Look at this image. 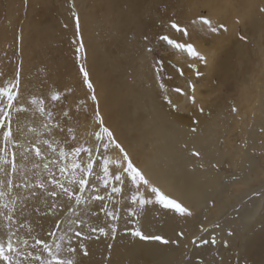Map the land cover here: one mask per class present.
Listing matches in <instances>:
<instances>
[{"label": "rangeland", "instance_id": "374dc122", "mask_svg": "<svg viewBox=\"0 0 264 264\" xmlns=\"http://www.w3.org/2000/svg\"><path fill=\"white\" fill-rule=\"evenodd\" d=\"M104 4V0H92L91 14L101 19ZM148 5L149 21L143 22L138 31L134 27L128 30L129 49L114 52L122 75L131 81L127 90L120 73L115 75L117 86L129 97L123 106L130 110L131 118L124 121L117 114L109 119L103 113L104 102L85 39V7L78 0H0V88L18 82V88L13 89L18 95L11 108L7 107V96H0V122L20 125L26 115L41 121L37 130L31 123L23 124L24 132L33 137L29 143L13 133L6 141L7 128L0 127L2 151L8 148L12 155L20 154L25 161L43 165L51 185L53 179L67 187L77 184L74 193L83 198L79 205L74 197L71 199L72 207L56 220L59 228L50 231L52 221L47 220L38 235L53 251L57 243L61 244L59 258L64 259L68 244L81 239L83 228L90 231L91 226L104 227L108 235L95 231L90 247L68 252L67 259L81 264H119L121 258L113 248L109 249V240L126 227L145 233L136 223L150 207L157 213L155 216L167 218L165 227L172 221L180 226L169 237L161 234L162 230L153 232L151 235L163 238L149 240L157 248L138 251L128 264H264V0H153ZM205 20L217 31L212 32ZM36 25L57 38L47 44L45 38L35 35ZM103 30L112 35L111 26L105 24ZM163 36L179 44H191L205 60L192 56L186 48H176ZM81 43L83 52L79 51ZM144 58L151 83L140 69ZM81 66L89 74L94 93L84 82ZM149 89L169 113L186 121L193 133L198 132L201 120H213L217 125L215 145L219 158L214 172L221 186L212 190L201 205L181 204L146 175L145 157L150 152L140 146L137 128L141 113L135 110L130 95ZM56 94L58 100L52 98ZM105 128L112 133L111 143ZM97 134L103 138L97 139ZM37 147L41 149L40 156L35 155ZM76 148L88 151L75 155ZM62 151L65 156L60 155ZM125 153L150 186L133 182L128 172L121 170V164L127 167ZM73 160L81 165L80 169H72ZM89 161L93 164L91 175L82 171ZM62 167L68 168L64 174ZM115 175H120L122 182ZM73 176L76 181L81 176L88 180L82 193L78 183L72 182ZM151 186L192 214L182 215L155 202ZM113 187L121 191L113 192ZM97 195L103 196V201L96 200ZM133 196L154 202L140 204ZM106 212H114L119 219ZM77 232L81 234L77 236ZM135 239L142 241L136 235ZM159 247L165 249L161 255L156 251ZM41 253V259L48 258L47 252ZM26 262L30 260H22V264Z\"/></svg>", "mask_w": 264, "mask_h": 264}, {"label": "bare ground", "instance_id": "6f19581e", "mask_svg": "<svg viewBox=\"0 0 264 264\" xmlns=\"http://www.w3.org/2000/svg\"><path fill=\"white\" fill-rule=\"evenodd\" d=\"M91 1L78 0L85 7L83 20L85 39L92 69L99 84L100 98L104 102L103 113L109 119L117 114L124 121H128L131 118V112L123 106V101L129 97L125 96L117 86L115 75L120 73L121 82L127 90L131 86V81L127 76L122 75L123 72L118 67L119 57L115 56L114 52L129 49L131 45L128 30L134 27L138 31L143 22L149 21L150 5L148 3L153 0H104L105 13L101 19L91 14L89 5ZM105 24L112 27V35L103 30ZM37 26L34 27L35 35L39 39L45 38L47 44L57 38L46 29ZM146 65L147 59L144 58L141 60L140 69L145 72L147 82L151 83L152 78L148 75ZM130 98L135 110L141 113L137 128L141 134L140 146H144V150L148 149L150 152L145 157L146 175L153 183H157L166 190L173 199L181 201V204L189 206L204 203L209 193L217 186H221L218 174L214 172V164L219 158V150L215 145L217 125L213 120H201L198 132L193 133L186 121L183 122L169 113L151 89L140 94L132 93ZM24 123L33 124L37 130L41 126V121L26 115L21 119L20 125H10L14 136H19L23 138L24 143H29L33 137L24 132L22 128ZM146 142L148 146H145ZM2 149L3 140L0 139V169H3L0 171V191L5 192V195L0 197V239H5L6 242L8 234L16 233L13 236V244L18 246L22 253L17 259L21 261L27 259L30 260V264H35L32 259L35 256L42 258L43 245L36 244L33 237L41 238L38 231L42 223L47 220L52 221L50 229L52 231L55 228L54 222L56 223V220L63 216L73 203L67 196L60 195L53 198L47 196L42 189L33 187L38 181L43 180L49 190L55 188L57 192L61 191L58 186L48 183L43 165L33 160L25 161L23 155L15 154L17 171L13 172L12 152L8 148H5L4 152ZM76 185L72 184V188H69L75 192ZM77 189L79 190L78 187ZM34 191L37 193L36 196L31 195ZM54 202L60 206L56 208ZM4 205H8V208ZM9 209H15L10 213L11 221L4 215ZM146 213L141 214L136 223L140 228H144L145 235L162 230L160 233L169 237L173 234L172 231L180 226L179 223L172 221L168 228L165 227L167 218L162 215L155 216L157 213L150 207L147 208ZM22 222L25 223V227H20ZM27 225L31 226L30 233ZM192 225H188V228ZM131 231L130 227H126L120 235L109 240L112 245L109 249L113 248L116 256L121 258L119 264H128V260L131 262L135 254L142 249L156 247L149 240L138 241L135 239L134 232ZM82 232L81 239L77 240L78 242L73 239L74 241L68 244L67 249L73 246L78 252H82L90 247L94 240V232L89 231L87 227L83 228ZM25 239L28 241L26 246L22 243ZM156 251L161 255L165 249L159 247ZM29 253L31 255H27ZM63 258L67 260L68 250L63 253ZM0 264L4 262L0 260Z\"/></svg>", "mask_w": 264, "mask_h": 264}, {"label": "snow or ice", "instance_id": "6c2138e0", "mask_svg": "<svg viewBox=\"0 0 264 264\" xmlns=\"http://www.w3.org/2000/svg\"><path fill=\"white\" fill-rule=\"evenodd\" d=\"M76 23H77V27H79V17L76 16ZM205 24L208 25V27L211 29L212 32H216L217 29L215 27L212 26L211 22L208 20L204 21ZM173 28H176L178 31L180 30L179 27L175 24L172 25ZM221 27H223V25H221ZM185 34L186 30H185ZM163 40H166L169 44H174L176 48H180V49H187V52L190 53L192 56H196L199 57L200 60H205V57L200 55L195 48L191 45V44H179L176 43L174 40L169 39L168 36H163L162 37ZM79 51L83 52V44L81 43V47L79 49ZM206 62V61H205ZM80 71L83 73L84 76V82L87 84V87L93 91L94 93V88H93V84L89 79V74L88 72L85 70V68L83 66H81ZM197 75H201V73L197 72ZM14 88H18V82H16L15 84L10 85V87L8 88H0V96H7V107L11 108L12 102L15 100L16 95H18L17 93H13V89ZM194 90V88H193ZM180 89H177V92H179ZM54 100H58L59 99V95H53L52 97ZM92 98L95 100L96 97L93 94ZM193 102H195V98L193 97ZM33 103H36V101H33ZM169 103H171V101H169ZM41 111H43V108H41ZM202 111V109H201ZM6 118L10 120V117H8L6 115ZM101 123H103V120L101 119ZM0 127H6L7 131L5 133V140L7 141L10 137H12V129L10 126V123L8 125H4L2 122H0ZM104 133L107 134L108 136V141L109 143L112 142L113 140V136L112 133L105 128L104 129ZM102 135L97 134V139H102ZM117 148H120L121 151H123V149L121 148V146L119 144H116ZM104 148L107 149L108 148V144H104ZM81 151H88L86 149H82V148H76L74 154L78 155ZM35 155L36 156H40L41 155V149L39 147L36 148L35 150ZM61 156H65L66 153L65 152H61L60 153ZM196 155H199V153H196ZM124 160H128L127 158V153H125L124 155ZM107 163L108 161H105V167H104V175L105 177H107L108 175V168H107ZM45 167L47 168V165H45ZM72 169H80L81 165L76 162L75 160H73L72 165H71ZM121 170L122 171H127L128 174L131 176V179L133 182H139L142 181L143 184L145 186H150V182L148 180H146L144 178V176L142 175V173L140 171H138L132 164V162L130 160H128L127 162V167L126 169H124L123 164H121ZM92 168H93V164L91 161H89V163L86 166V169H82V171H86L87 174L91 175L92 174ZM0 171H3V169H0ZM12 171L15 172L17 171L16 168V164H15V153H13V160H12ZM61 174H64L65 172L68 171L67 167H62L60 169ZM51 174V173H50ZM115 179L117 181H121V176L120 175H115ZM54 185L58 186L59 189L61 190L60 192H57L55 190V188L49 190L47 188V185L45 184V182L43 180L38 181L35 185H33V187L35 188H39L42 189L47 196L50 197H58L60 195H64L69 197V200H71L74 197L75 200V204L79 205L83 202V198L82 196H77L75 195V193L73 192V190L67 186H65V184L60 183L59 181L53 179L51 181ZM74 183H78L79 185V191L82 193L85 189V187L88 185V180L84 178V176H81L80 179L78 181L75 180V177L73 176V181ZM122 182V181H121ZM105 185H107L108 181L107 179H105L104 181ZM25 187H27V185H25ZM138 190V189H137ZM113 192H120L121 189L118 187H113L112 189ZM152 196L155 197V202L160 203L161 205H163L164 208L166 209H172L175 210L177 212H179L182 215H191L192 213L185 207H183L180 203H177L175 200L169 199L167 196H165L163 193H161V191L154 186H151V193ZM5 195V192L0 191V197H3ZM32 196H36L37 193L34 191L31 193ZM96 200L99 201H103V196H99L97 195L95 197ZM133 200L134 201H138L140 204H148V203H153L154 201L149 200V199H144L143 197H138V196H133ZM54 206H60L59 204L54 202ZM5 208H8V205H4ZM15 209H9V211L7 213H4L6 219H8L9 221L12 220V215L10 214L11 212H14ZM36 211H39V209H36ZM73 211H75V209H73ZM135 214V213H134ZM106 215L111 216L113 219H119V217L114 213V212H106ZM72 223H75V221H72ZM81 223L83 224V221H81ZM25 223H21L20 227H25ZM29 233L32 231L31 226L27 225ZM54 227L59 228V223H54ZM92 232L95 231H99L101 233H104L105 235H108L109 233L105 232L104 227H91L90 229ZM81 233L77 232L76 235L79 236ZM16 235V233H10L7 236V240L6 242L3 240H0V260H2L4 262V264H22V261L17 259V257H19L20 255H22V253L20 252V249L18 246H14L13 244V236ZM49 235H54V233L49 232ZM134 235L140 237L142 240H162L163 238L160 236H156V235H145L143 232H141L139 229L135 230ZM33 239L35 240L36 244H42L43 248H42V252H47L48 253V258L46 259H41L40 256H35L34 259L38 262V264H81L80 261H74L72 259H60L59 258V254L61 252V244L57 243L55 245V251H53L52 246L50 244H48L44 239L42 238H36L33 237ZM60 239L62 240L63 237H60ZM165 243H167V241H164ZM212 243H215V240L213 239L211 241ZM22 243L26 246L28 244V241L25 239L22 241ZM204 243H207V241H204ZM68 252L69 253H75L76 252V248H72L69 247L68 248ZM27 255H31L30 253ZM84 255H87V251H85ZM30 264V262H29Z\"/></svg>", "mask_w": 264, "mask_h": 264}]
</instances>
